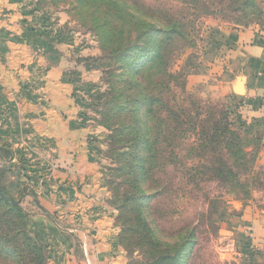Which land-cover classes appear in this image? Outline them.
<instances>
[{
    "label": "rangeland",
    "instance_id": "obj_1",
    "mask_svg": "<svg viewBox=\"0 0 264 264\" xmlns=\"http://www.w3.org/2000/svg\"><path fill=\"white\" fill-rule=\"evenodd\" d=\"M2 9L12 20L19 17L27 44L49 48L55 63L60 54L54 45L63 46L71 60L81 63L80 72L66 74L74 72V97L83 95L75 103L83 120L78 124L86 126L102 122L97 109L105 111L112 104L117 110L125 100L122 95L133 94L124 57L142 28L160 20L168 24L166 33L175 27L176 35L164 37L163 65L144 64L132 79L142 82L151 102L148 132L142 139L148 147L140 149L148 174L137 172L140 190L149 194L141 195L149 199L138 204L139 211L160 243L185 248L181 264H264V116L245 118L246 105L234 95L242 88L236 85L233 93L229 84L238 67L230 61L236 34L264 27V0H7ZM108 12L116 28H132L123 43H115L116 37L112 43L103 40ZM135 19L144 25L137 26ZM157 40L153 33L138 42L149 48ZM95 73L98 83L78 79V74L86 79ZM132 118L124 115L110 126L119 132ZM107 140L108 133L101 146L98 141L92 148L104 165L106 202L115 210L122 204L112 206L116 193L110 182L119 184L122 198L124 176H116L127 169L119 161L125 139L111 146ZM115 213L125 264H148L150 247H136L137 235L128 231L126 213L119 219L120 212ZM132 221L129 224L136 225ZM29 234L41 248L42 264H54L48 247ZM27 254V260L35 258ZM1 256L0 264H16L19 258Z\"/></svg>",
    "mask_w": 264,
    "mask_h": 264
},
{
    "label": "crops",
    "instance_id": "obj_2",
    "mask_svg": "<svg viewBox=\"0 0 264 264\" xmlns=\"http://www.w3.org/2000/svg\"><path fill=\"white\" fill-rule=\"evenodd\" d=\"M6 6L0 0V148L12 156L0 152V186L27 214L28 230L48 247L52 263L125 264L102 160L92 148L107 132L97 122L78 124L75 98L83 95L74 97L72 80L81 63L63 46L54 45L60 54L55 63L49 48L27 44L26 28L4 12ZM235 39L230 61L238 67L229 84L233 93L241 86L234 95L251 121L264 116V27L242 30ZM78 79L99 82L97 73Z\"/></svg>",
    "mask_w": 264,
    "mask_h": 264
},
{
    "label": "trees",
    "instance_id": "obj_3",
    "mask_svg": "<svg viewBox=\"0 0 264 264\" xmlns=\"http://www.w3.org/2000/svg\"><path fill=\"white\" fill-rule=\"evenodd\" d=\"M111 18L112 14L108 12L104 18L105 22L102 25L103 40L106 43H112L113 41L111 39L116 37L115 43H123L124 37L126 35H131L132 28H129L126 31H123L121 27L116 28L118 25L111 24ZM135 20L136 22L134 23L137 26L142 27L144 25L143 22H140L137 19ZM154 23L155 24H151L146 28H142L143 30L136 35L135 43L130 48L129 53L124 57L126 62H128L126 70L129 71L131 78L128 86L129 90H133V94L131 96L122 95L125 100L120 108V104L116 107L117 110H115V105L110 104L106 105L105 111L103 108L97 109L96 111L99 117H102V122L100 120L99 125L106 129L108 133V140L106 141L107 146H111L115 142L119 143L122 141L121 139H125L124 145L121 146L123 152L120 154L119 161L122 165H126L127 169L126 172H123L125 170L119 171V174L116 176V179H120L121 176H124L122 184L126 187V190H124L122 198L119 199L118 196L119 184L115 185V182H110L112 191L116 193V200L111 202L112 206H115L118 203L122 204L119 209H115L120 212L118 219L123 218V212L124 214L126 213L125 223L128 224V231H134L133 233L137 235L136 247H140L142 250L146 246L150 247L151 254H148L147 256L149 260L148 264H181L182 254L185 251V248L177 245L179 243H173L170 249L168 245L160 243L157 239L156 231L149 228V225L145 222V219L138 208V204L141 203V201L149 199V196L143 195L148 194L147 191L144 189V191L140 190L141 177L137 175V172L148 174V170H145L143 164H141L140 149L143 147L147 149L148 147V144L142 139L143 137L146 138L148 132L147 125L151 112V102L149 101V95L147 90L144 89L142 82L139 80L133 81L132 79H134L133 77H135L137 71H139L144 64L156 61L157 67L162 66L165 59L163 43L167 40L164 37H169V35L174 34L176 35L175 27L171 28L169 32L166 33L167 31L165 30V27L168 24H165L162 20H160V22L155 21ZM153 33L158 35V40L155 44L150 45L149 48H145L146 45L139 44L138 41H140L141 38L147 37ZM143 56H145V58H142ZM119 97H121V95H119L118 98ZM141 113H143L142 118H140V115H142ZM127 114L133 117L131 122L129 124H121L119 132H117V130H112L113 128H111L110 125L116 122L118 118ZM228 125L229 122L225 121V126L228 127ZM231 133V135L235 134L234 132ZM238 137V135H234V140L240 141L237 139ZM245 141L246 140H243V142ZM233 147L239 149L238 144H234ZM0 152H2V155L7 157V159L12 156V152L6 150V148L1 147ZM0 190L4 195L12 200H16L8 195L1 186ZM141 193L143 194L141 195ZM135 203H137V205H135ZM127 216H130L131 218ZM132 219H135L134 223L136 225L129 224L133 223ZM29 232L30 231L27 227V214L23 209L19 205L10 204L0 196V255L11 259V257L16 254L17 257H19L16 260V264H30L31 262H33L32 264H42L43 257L40 253L41 248L38 247L37 244L32 243ZM186 236L187 235L185 234V237ZM27 252L28 254H34L35 258H33V260H27V256H25Z\"/></svg>",
    "mask_w": 264,
    "mask_h": 264
},
{
    "label": "water",
    "instance_id": "obj_4",
    "mask_svg": "<svg viewBox=\"0 0 264 264\" xmlns=\"http://www.w3.org/2000/svg\"><path fill=\"white\" fill-rule=\"evenodd\" d=\"M240 88H238L237 89V93H240ZM0 196L5 200V201H7V202H9L10 204H12V205H18V201H16V200H12L11 198H9L8 196H6V195H4L3 193H2V191L0 190Z\"/></svg>",
    "mask_w": 264,
    "mask_h": 264
}]
</instances>
